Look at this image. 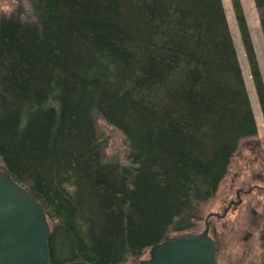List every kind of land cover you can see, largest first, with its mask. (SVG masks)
Instances as JSON below:
<instances>
[{
	"label": "trees",
	"instance_id": "obj_1",
	"mask_svg": "<svg viewBox=\"0 0 264 264\" xmlns=\"http://www.w3.org/2000/svg\"><path fill=\"white\" fill-rule=\"evenodd\" d=\"M28 1L34 21L0 17V169L42 204L52 264H136L197 232L192 220L257 134L222 0ZM233 7L264 116L259 60ZM100 120L123 154L108 152Z\"/></svg>",
	"mask_w": 264,
	"mask_h": 264
},
{
	"label": "rangeland",
	"instance_id": "obj_2",
	"mask_svg": "<svg viewBox=\"0 0 264 264\" xmlns=\"http://www.w3.org/2000/svg\"><path fill=\"white\" fill-rule=\"evenodd\" d=\"M240 1L264 80V34L260 11L255 0ZM222 3L249 93L257 134L242 141L217 192L203 204L200 218L192 221L196 223L197 232L202 231L208 214H222L230 201H235L224 216L212 215L210 218V235L218 245V264H261L264 259V116L242 42L233 0H222ZM31 8L28 0H0V17L14 18L22 22L34 21ZM99 126L107 139L108 152L123 154L127 146L121 134L103 120L99 121ZM237 190H241L239 197ZM149 248L142 258L148 257Z\"/></svg>",
	"mask_w": 264,
	"mask_h": 264
},
{
	"label": "water",
	"instance_id": "obj_3",
	"mask_svg": "<svg viewBox=\"0 0 264 264\" xmlns=\"http://www.w3.org/2000/svg\"><path fill=\"white\" fill-rule=\"evenodd\" d=\"M212 212L205 228L165 238L149 248L148 257L136 264H218V245L210 235ZM51 232L47 214L34 194L10 173L0 169V264H52L49 251ZM58 264H93L85 260Z\"/></svg>",
	"mask_w": 264,
	"mask_h": 264
},
{
	"label": "flooded vegetation",
	"instance_id": "obj_4",
	"mask_svg": "<svg viewBox=\"0 0 264 264\" xmlns=\"http://www.w3.org/2000/svg\"><path fill=\"white\" fill-rule=\"evenodd\" d=\"M241 193V190H237V196L239 197V194ZM231 202V201H230Z\"/></svg>",
	"mask_w": 264,
	"mask_h": 264
}]
</instances>
